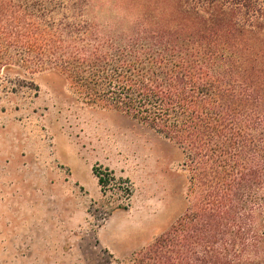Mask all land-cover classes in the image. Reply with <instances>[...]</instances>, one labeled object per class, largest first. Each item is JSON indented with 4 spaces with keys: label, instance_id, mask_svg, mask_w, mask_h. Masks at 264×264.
I'll return each instance as SVG.
<instances>
[{
    "label": "trees",
    "instance_id": "16d2710c",
    "mask_svg": "<svg viewBox=\"0 0 264 264\" xmlns=\"http://www.w3.org/2000/svg\"><path fill=\"white\" fill-rule=\"evenodd\" d=\"M41 3L0 0L3 89H31L34 73L58 72L85 103L181 150L183 209L133 263L264 264V0H185L173 27L82 42L97 30L76 32L59 6ZM26 30L61 47L50 54L45 43L32 60L24 43L38 41ZM93 172L105 188L109 172Z\"/></svg>",
    "mask_w": 264,
    "mask_h": 264
},
{
    "label": "rangeland",
    "instance_id": "374dc122",
    "mask_svg": "<svg viewBox=\"0 0 264 264\" xmlns=\"http://www.w3.org/2000/svg\"><path fill=\"white\" fill-rule=\"evenodd\" d=\"M41 1L36 6H59L57 16L70 18L76 32L97 30L81 42L173 27L178 6H186ZM24 34L38 41L24 43L32 60L45 43L50 54L61 47L53 35ZM32 80L34 87L17 92L0 80V264H134L133 254L183 209L181 150L120 112L85 103L58 72H36ZM94 167L109 172L105 188ZM259 250L264 258V240Z\"/></svg>",
    "mask_w": 264,
    "mask_h": 264
}]
</instances>
